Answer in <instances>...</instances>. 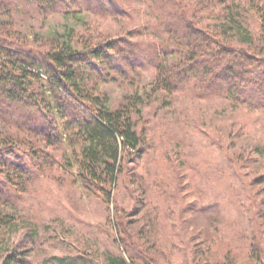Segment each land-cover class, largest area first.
<instances>
[{
  "label": "rangeland",
  "instance_id": "obj_1",
  "mask_svg": "<svg viewBox=\"0 0 264 264\" xmlns=\"http://www.w3.org/2000/svg\"><path fill=\"white\" fill-rule=\"evenodd\" d=\"M56 3L0 0V51L7 41L39 54L90 55L109 42L136 57L156 50V63L123 65L126 75L102 58L92 61L101 73L82 66L111 111L130 113L145 145L125 154L117 181L103 186L113 193L107 201L81 181L54 122L0 102V150L13 155L0 157V264L10 256L20 264H264V64H242L253 83L233 77L247 92L238 101L194 79L164 92L155 69L174 45L162 29L171 21L165 6L219 45L264 59L252 0ZM27 79L52 101L47 82ZM256 81L263 85L253 93Z\"/></svg>",
  "mask_w": 264,
  "mask_h": 264
},
{
  "label": "trees",
  "instance_id": "obj_2",
  "mask_svg": "<svg viewBox=\"0 0 264 264\" xmlns=\"http://www.w3.org/2000/svg\"><path fill=\"white\" fill-rule=\"evenodd\" d=\"M42 9L54 8L57 1L64 0H28ZM77 3V0H69ZM261 20L264 32V0H252ZM166 15L171 21L166 23L165 29L174 39L173 48L164 50L161 62L157 61L156 81L162 91L169 92L177 85H191L193 79L202 86L208 81L218 92L226 91L237 101L246 91L238 90L233 77L238 80L252 82L248 68L253 63L264 64V59L258 60L250 53L221 46L216 41L206 37L202 30L196 29L194 24L182 21L173 16V11L165 6ZM2 46L5 44L1 43ZM8 49L0 51V102L11 106H24L31 111H38L49 126H54L58 132L60 142L65 140L72 147L76 159L78 176L88 188L93 186L107 201L112 198V190L106 189L108 181L115 183L123 172L122 162L125 154L142 152L145 141L135 130L132 116L124 109L113 112L109 108V101L99 93L91 82L96 71L101 73L98 65L92 61L108 60L120 68L117 70L126 75L125 67L141 66L143 60L156 63L157 51L153 56L141 53L136 57L133 51L119 47L115 42H109L98 48L90 55L65 52L33 53L28 52L16 42H6ZM117 51L123 57H112L111 52ZM151 50V51H153ZM129 52V53H128ZM151 53V52H150ZM149 53V54H150ZM157 57V58H156ZM254 60H256L254 62ZM148 62V61H147ZM149 62V64H150ZM144 64V63H143ZM242 64H246L242 68ZM85 68L90 73H82ZM210 68V69H209ZM245 75V76H244ZM246 75L249 76L247 79ZM244 76V77H243ZM32 77L42 83L45 81L54 90L52 101L41 99L35 92V87L27 79ZM219 81V83H218ZM234 82V84H232ZM253 83V82H252ZM253 93L258 92L260 84ZM204 87V86H203ZM56 94H59L56 95ZM103 96V97H102ZM51 122L54 124L51 126ZM56 125V126H55ZM59 129V131H58ZM1 145V144H0ZM11 153L0 150V157L11 161ZM112 187V186H110ZM256 262L260 258L253 256ZM3 264H20L16 256H10ZM54 264H86L72 258L58 259ZM135 264V263H134Z\"/></svg>",
  "mask_w": 264,
  "mask_h": 264
}]
</instances>
